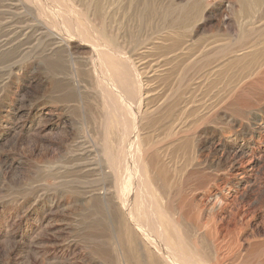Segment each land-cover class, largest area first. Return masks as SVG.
Here are the masks:
<instances>
[{"label":"rangeland","instance_id":"rangeland-1","mask_svg":"<svg viewBox=\"0 0 264 264\" xmlns=\"http://www.w3.org/2000/svg\"><path fill=\"white\" fill-rule=\"evenodd\" d=\"M65 3L70 36L41 5L0 0V264L166 263L118 201L109 157L127 146L99 37L140 107L165 243L195 264H264V0Z\"/></svg>","mask_w":264,"mask_h":264},{"label":"bare ground","instance_id":"bare-ground-1","mask_svg":"<svg viewBox=\"0 0 264 264\" xmlns=\"http://www.w3.org/2000/svg\"><path fill=\"white\" fill-rule=\"evenodd\" d=\"M28 1H30L31 3H35L38 6L41 5L42 14H44L46 16H52V18L55 21L50 22V23H52L56 27L58 26L57 28H59L63 32V34L60 33L62 36L63 35H67V36L69 35L70 36L71 29H69L68 27L75 28L74 30H76V31L78 30V27L80 26V25L77 26V22H78L77 20L78 19L76 20L77 21L76 24L74 23L73 25H71L67 21L68 19L66 20V18H68L67 16L71 15L73 12V11H71L72 10L71 7H68L69 5H71V3L69 5H67L65 3L66 0H28ZM74 14H76V13L74 12ZM85 29L86 28H83L81 30V36L82 37L83 36L86 37V34L84 33ZM101 36H104V35H101ZM57 37H59V36H57ZM71 37H72V35H71ZM62 38H64V37H62ZM100 38L101 37L97 38L96 39L97 41H95L94 43H91V40H90V43L92 44V51H93V54H92L93 62L92 63L94 64L93 66L95 67L96 70L94 68L93 69L95 71H97V73L99 72V74L101 76L100 77L101 80H102V78H104L105 80L106 79L108 80L107 84L109 86H111V90H113L112 91L113 93H112V92H110L111 90L109 91V90L105 89L104 94L107 95L105 97L109 98V96H110V100H108V98H107V100H108L107 105L109 104L110 111L114 115L117 116L119 124L121 123V126H122L121 142L126 143V146H127L126 149H124V148L119 149L116 160L114 159V155H113V157H109V155L107 154L109 159H111V162H112L111 164L113 165V168H115L114 167L115 165L121 166L120 167L121 168V174L116 176L117 186H118V190L120 193L118 199L121 198V200L119 199L118 201L119 202L122 201V203L124 205L121 207L126 208L127 211H125V212H127V214L129 215L128 217H130L133 220L131 222H133V223L135 222L134 224H136V228L137 229L139 228L141 230L139 232H142V234H143L142 236L146 237V242L151 247H155L157 253H159V257L164 258V261L166 262L165 264H195L194 259H192V260H194V261H192V260H190V258L188 256L187 257L184 256L185 254L183 255L181 253L173 251L174 248L173 247L169 248L170 244L167 245L165 243L166 242V240H165L166 235L164 234V232L161 228V225L158 222V219L156 218L155 213L157 210V205H156V202L151 197L150 186H149L150 181L145 175V169L143 166L144 165L143 164V158L141 155L143 153V151L140 153L142 141H141V138L137 132V125H136L138 118L140 119V107L131 106L128 103V98H131L132 96L129 95V96L124 97L120 92H118V90L116 91L117 87L116 88L114 87L115 83L113 84V83L109 82L110 79H112V77L116 76V71H115L116 69H114L116 67L114 65V61L112 59H109L108 54H115V55L120 54L121 55L122 53H120L119 48L115 47V45L108 44L109 42L105 43L103 41H100L103 39V38L102 39H100ZM110 57H113V56H110ZM122 73L117 72V74H122ZM99 74L97 76H99ZM108 89H110V88H108ZM108 91H109V93H108ZM128 119H132L133 121H131V120L128 121ZM131 122H133L132 123L133 125H131ZM111 168H112V166H111ZM114 175H116V174H114ZM116 192H118V191H116ZM119 204H121V203H119ZM159 210H161V209H159ZM123 211H124V209H123ZM126 219H125V221H126ZM125 224H126V222H125ZM130 233H132V231ZM134 233H135V230H134ZM131 238H132V236H131ZM146 242H145V245H147ZM152 250H150L149 253ZM153 252H155V251H153ZM131 254H132V251H131ZM150 256H152V255H150Z\"/></svg>","mask_w":264,"mask_h":264}]
</instances>
